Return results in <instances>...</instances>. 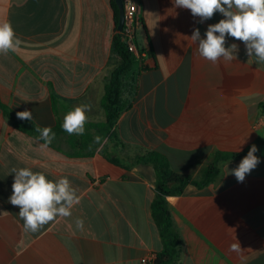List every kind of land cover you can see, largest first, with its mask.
Here are the masks:
<instances>
[{
    "label": "crops",
    "instance_id": "obj_1",
    "mask_svg": "<svg viewBox=\"0 0 264 264\" xmlns=\"http://www.w3.org/2000/svg\"><path fill=\"white\" fill-rule=\"evenodd\" d=\"M141 2L131 50L140 70L137 94L115 128L122 145L107 139L85 156L70 144L72 135L55 136V148L41 149L42 142L16 130L0 109V264H148L162 249L152 215L155 168L140 163L127 170L108 158L128 165L156 152L171 170L200 180L217 152H242L264 137V64L231 37L227 44L239 45L237 59L213 64L190 39L194 28L203 38L222 14L200 23L173 0ZM5 21L23 43L17 52L0 55L1 102L15 114L32 111L41 127H56L81 104L92 106L88 122L99 123L90 120L96 111L104 122V79L118 63L111 0H0V23ZM260 161L244 182L228 173L240 163L231 161L218 184L189 185L168 198L184 242L182 264H264ZM14 167L52 180L67 177L81 196L72 215L37 233L24 232L19 208L8 202ZM77 218L84 221L82 231ZM237 241L240 253L229 250Z\"/></svg>",
    "mask_w": 264,
    "mask_h": 264
},
{
    "label": "clouds",
    "instance_id": "obj_2",
    "mask_svg": "<svg viewBox=\"0 0 264 264\" xmlns=\"http://www.w3.org/2000/svg\"><path fill=\"white\" fill-rule=\"evenodd\" d=\"M173 2L175 7L188 9L193 17H199L200 23L211 19L216 13L224 17L218 23L208 25L203 38L199 28L193 29L190 39L198 43L197 51L200 57L213 64L221 59L225 62L237 59L239 45L227 44V38L231 37L244 44L248 57L255 56L257 63L264 64V0H173ZM22 43L11 22L0 23V55L17 52ZM91 108L90 104H81L69 110L63 118L62 130L69 135H84L89 119L87 113ZM16 115L18 119L33 121L30 110L19 111ZM34 130L39 134L36 139L43 141L40 148H49L55 139L52 128L36 125ZM93 143L102 148L107 139L97 135ZM258 150L255 144L251 145L238 166L230 172L228 170L229 174L235 176L237 182H244L246 176L261 162L256 155ZM11 174H14V181L8 202L19 208L18 216L23 221V231L26 233H37L45 225L55 222L57 218L70 217L72 208L81 201L77 189L67 177L52 180L44 172L33 171L27 167H14ZM75 224L78 230L84 229L83 219L77 218ZM229 250L237 253L242 251L238 241L232 243Z\"/></svg>",
    "mask_w": 264,
    "mask_h": 264
},
{
    "label": "trees",
    "instance_id": "obj_3",
    "mask_svg": "<svg viewBox=\"0 0 264 264\" xmlns=\"http://www.w3.org/2000/svg\"><path fill=\"white\" fill-rule=\"evenodd\" d=\"M111 6L114 12L116 31L112 43V54L118 58V63L104 79L105 92L101 100V109L105 114V121L102 123L88 122L85 126L84 135L79 138L76 135L72 136L64 132L61 128L62 122L59 119L56 127L52 128L57 137L72 136L69 141L70 144L81 150L76 151L77 153L85 156L93 155L100 146L93 143L94 137L97 135L108 139L110 142L121 144L115 135V128L121 115L132 108L137 94V79L140 70L135 69L134 54L125 42L123 32L118 30L120 11L116 0H111ZM52 99L55 106L56 98L52 96ZM260 108L264 114V104H261ZM0 109L16 130L34 139L37 138L39 134L34 130L37 125L34 121L18 119L17 115L1 100ZM91 130L94 131V135L88 133ZM40 142L43 143V141ZM253 144L259 149L256 155L260 159L264 158V137L258 138L251 145ZM251 145L242 152H217L212 162L202 170L200 180H193L188 175L171 170L167 161L156 152L138 155L128 165H124L118 158H108L111 163L122 166L127 170H131L140 163L151 164L155 168L157 176L156 196L152 203V215L162 241V249L154 254V260L148 264H182L184 242L168 208V198L182 195L189 185L203 188L211 184H218L223 176V165L231 161H241L247 155ZM87 146L89 149L87 148L88 152L85 153ZM50 147L55 148L53 144Z\"/></svg>",
    "mask_w": 264,
    "mask_h": 264
},
{
    "label": "built area",
    "instance_id": "obj_4",
    "mask_svg": "<svg viewBox=\"0 0 264 264\" xmlns=\"http://www.w3.org/2000/svg\"><path fill=\"white\" fill-rule=\"evenodd\" d=\"M125 14V26L122 31L124 34V40L129 46L130 50L135 51V29L140 23V17L142 13L141 0H122ZM155 256L149 258L148 263H152Z\"/></svg>",
    "mask_w": 264,
    "mask_h": 264
},
{
    "label": "water",
    "instance_id": "obj_5",
    "mask_svg": "<svg viewBox=\"0 0 264 264\" xmlns=\"http://www.w3.org/2000/svg\"><path fill=\"white\" fill-rule=\"evenodd\" d=\"M116 3L118 5L119 11H120L118 30L120 32H122L124 30V26H125L124 6H123L122 0H116Z\"/></svg>",
    "mask_w": 264,
    "mask_h": 264
},
{
    "label": "rangeland",
    "instance_id": "obj_6",
    "mask_svg": "<svg viewBox=\"0 0 264 264\" xmlns=\"http://www.w3.org/2000/svg\"><path fill=\"white\" fill-rule=\"evenodd\" d=\"M99 110V112H100V109H98ZM103 114V113H102ZM95 115H100V114H98L97 113V111L96 112H94V117L93 118H91L90 120H94V121H97V122H101L102 123V118L100 117V116H95Z\"/></svg>",
    "mask_w": 264,
    "mask_h": 264
}]
</instances>
